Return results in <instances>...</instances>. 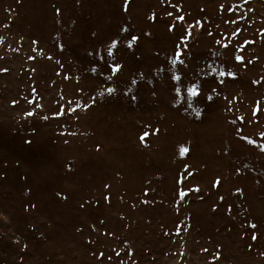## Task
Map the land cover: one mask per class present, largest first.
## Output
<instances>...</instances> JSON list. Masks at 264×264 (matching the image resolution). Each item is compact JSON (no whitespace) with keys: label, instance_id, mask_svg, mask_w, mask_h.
<instances>
[{"label":"rangeland","instance_id":"rangeland-1","mask_svg":"<svg viewBox=\"0 0 264 264\" xmlns=\"http://www.w3.org/2000/svg\"><path fill=\"white\" fill-rule=\"evenodd\" d=\"M261 133L264 0H0V264H264Z\"/></svg>","mask_w":264,"mask_h":264},{"label":"snow or ice","instance_id":"snow-or-ice-1","mask_svg":"<svg viewBox=\"0 0 264 264\" xmlns=\"http://www.w3.org/2000/svg\"><path fill=\"white\" fill-rule=\"evenodd\" d=\"M221 8H223V5H221ZM59 11V10H58ZM168 15H172V13L171 12H169L168 13ZM178 19H180L181 21H183V19H184V17H178ZM234 22V21H233ZM197 23H199V21L197 22ZM123 31H125V32H127V29H124ZM190 35V34H189ZM139 38L137 37V36H135V35H133L132 37H131V40L129 41V43H128V47L129 48H132V46H133V44L138 40ZM180 40H181V42H184V38L183 37H181L180 38ZM117 43H118V41H113L112 42V44H111V46H110V48H109V55H112V49H114L115 47H116V45H117ZM225 47H227V45H225ZM177 48H179V45H177ZM181 55V53L179 52V51H176L175 52V56H177V57H179ZM236 60L237 61H241L242 60V57H240V56H237L236 57ZM177 61L176 60H173V63H176ZM180 63H183V61H180ZM122 68V65H120V64H115V65H113L112 66V73L113 74H116V73H118L119 71H120V69ZM93 71H95V69H93ZM221 75H223V73H221ZM229 75H232V76H234L235 74L234 73H229ZM111 77H109V79H110ZM175 79L177 80V81H179V77H175ZM113 91V89H111V88H109L108 89V92L109 93H111ZM189 93H190V95H192V96H196L198 93H197V90H196V88L195 87H193V88H190L189 89ZM208 99H212V97H208ZM74 111V110H73ZM63 114V111L61 110V112L60 113H58V115H62ZM256 114V112L254 111V113H253V115H255ZM28 115H32V113H28ZM240 119H243V117H241ZM149 135V133H144V135H142L141 137H140V139H141V141H144L145 140V137L146 136H148ZM261 136H264V133H261ZM249 143H254V141H249ZM188 151V149L187 148H184V147H181V149H180V154H181V156H183L186 152ZM216 184H217V186L219 185V181H217L216 182ZM197 191H198V189H197ZM180 195L183 197L185 194L183 193V192H181L180 193ZM105 199H109L108 197H105ZM222 199V198H221ZM252 227L253 228H255L256 226L253 224L252 225ZM253 239H256V237L255 236H253ZM101 255H103L102 253H101ZM117 255H119V253H117ZM218 258V257H217Z\"/></svg>","mask_w":264,"mask_h":264}]
</instances>
